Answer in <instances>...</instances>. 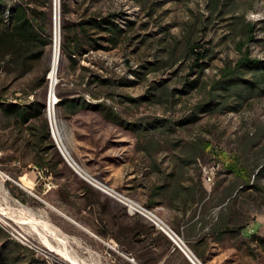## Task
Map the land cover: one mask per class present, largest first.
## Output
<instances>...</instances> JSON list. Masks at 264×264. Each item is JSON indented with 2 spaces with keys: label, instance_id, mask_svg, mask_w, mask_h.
<instances>
[{
  "label": "rangeland",
  "instance_id": "1",
  "mask_svg": "<svg viewBox=\"0 0 264 264\" xmlns=\"http://www.w3.org/2000/svg\"><path fill=\"white\" fill-rule=\"evenodd\" d=\"M58 2L61 59L53 117L57 141L67 155L94 180L148 208L144 197L155 183L174 181L181 174V184L206 187L202 167L219 164L213 184L207 186L210 191L203 207L225 217L232 213L241 217L244 211L252 231L263 236L264 204L257 192L242 187L255 183L256 168L264 164V95L253 96L235 111L201 114L189 124L183 121L203 101L211 84L222 78L226 65H235L244 54L264 60V0H222L221 13L211 17V0ZM18 5L42 27L37 28L41 42L36 46L18 44L14 52L19 55L18 60L14 57L18 64L9 58V50L0 48V208L17 221L33 217L56 227L67 238L69 252L86 264H126L111 240L95 238L68 219L74 218L81 227L84 222L91 224L92 207L87 209L91 201L111 197L77 175L55 146L49 129L52 147L47 160L41 162L34 153L35 130L30 127L40 129L42 120L48 126L54 0H0V21L5 22L7 9ZM112 14L117 15L115 20L122 29L116 46L108 42V35L90 30L96 42L84 46L86 54L76 57L74 65L71 55L61 49L63 25L70 38L79 22ZM243 21L254 25L251 42L232 29ZM189 30L196 36V51L207 50V57L197 67L186 49ZM3 54L7 59H1ZM73 98L103 105L123 126L94 111L72 114L58 106L60 99ZM36 101L45 105L42 120L22 123L4 111L7 104ZM157 119L170 126L152 129L150 125ZM169 174L174 177L167 178ZM126 179L135 181L131 190L124 187ZM263 183V179L258 181L260 186ZM231 189L233 193L227 195ZM27 231L30 236H25ZM0 264L66 263L49 253L29 226L11 227L0 220Z\"/></svg>",
  "mask_w": 264,
  "mask_h": 264
},
{
  "label": "crops",
  "instance_id": "2",
  "mask_svg": "<svg viewBox=\"0 0 264 264\" xmlns=\"http://www.w3.org/2000/svg\"><path fill=\"white\" fill-rule=\"evenodd\" d=\"M34 153L41 162H45L49 155V152L44 155L36 151ZM165 180L151 186L150 195L144 197V202L182 235L191 252L203 264H264V251L250 241L252 234L260 233L252 231L253 225L245 219L244 211L241 217H225V225H222V221L212 222L213 208L203 207V202L207 199L206 192L210 191L203 178L207 187H202L203 189L200 186L172 184ZM133 182V179H126L128 184L124 187L131 190ZM176 189L179 193L172 195V191ZM231 191L233 193L232 189ZM86 194L93 200L89 192ZM91 207L94 215V219H90L91 224L84 222L82 227H78L95 238L98 235L104 241L111 240L124 263L191 264L164 233L144 218L128 215L114 199L100 197L98 201H91L87 209L90 210ZM51 208L63 216L61 212ZM242 209L244 210V206ZM68 219L70 222L74 221V218ZM72 223L78 225L75 221Z\"/></svg>",
  "mask_w": 264,
  "mask_h": 264
},
{
  "label": "trees",
  "instance_id": "3",
  "mask_svg": "<svg viewBox=\"0 0 264 264\" xmlns=\"http://www.w3.org/2000/svg\"><path fill=\"white\" fill-rule=\"evenodd\" d=\"M223 3L222 0H211L210 2V12L212 15L221 13V7ZM6 20L0 21V48L4 47L5 50H9L12 55L11 58L13 63L18 64L14 57L17 59L19 56L16 52V46L21 45H31L36 46L41 42L40 35L37 31L42 29L40 25H37L33 21V17L29 14L28 10L23 5H18L13 9H7ZM65 12V11H64ZM117 15H109L102 18H88L79 22L76 25V30L72 34V37H67L66 28L63 25L62 31L64 33L63 43L61 49L67 51L71 55V61L75 65L78 59L76 57H82L86 54V49L84 46L96 42L93 39V35L90 30L95 31V33H104L109 36L107 39L112 46H116L117 38L122 33V29L116 22ZM237 19L239 17H236ZM235 19V20H237ZM239 20V19H238ZM196 22H199L196 19ZM232 29H237L244 35L247 42L254 40V25L246 22H241L240 26L237 28L232 25ZM186 38V49L187 52L193 56V66H199V61L207 57V50L203 52H198V42L196 36L192 30ZM45 45L42 44L40 47L39 56H43ZM243 45L241 44L242 49ZM2 57V55H1ZM7 54H3L2 60L7 59ZM18 60V59H17ZM203 70V68H201ZM100 83H109V80L98 79ZM187 85V84H186ZM193 86H196L194 84ZM191 86L190 88H194ZM264 95V60L251 59L248 55L244 54L241 59H239L235 65H226L222 78L214 81L209 87V91L204 97L203 101L196 105L193 112L187 119H185L184 124L193 123L197 120L198 115L207 113H225L228 111L238 110L245 102H247L253 96H263ZM234 100L235 104H229V101ZM58 106L64 107V109L70 111L72 114H76L80 111H94L101 115L108 122L115 125L123 126L122 121L118 120L117 116L112 113V111L101 104H88L81 99H60ZM45 105L41 102H31L26 105H13L7 104L4 107V111L9 115L15 117L18 121L22 123H29L33 119L42 120L44 114ZM166 125L170 126L167 121L155 120L151 126L152 129L164 128ZM127 129L131 131L138 130L134 128H129L124 125ZM31 130H35L32 133L35 138L34 146L37 153L44 155L49 152L52 145L50 144V136L48 131L47 123L42 120L41 128L30 127ZM256 174L253 175L255 183L251 185H245L242 188L247 190H254L259 195L260 202L264 204V183L263 185H258L260 179L264 180V164L259 168H256ZM174 177L173 174H169L167 178ZM179 178L181 174L177 175L174 181H170L172 184H180ZM241 188V189H242ZM179 190L176 189L172 191V195H177ZM186 194L189 192L184 191ZM232 191L227 195H231ZM233 215L230 214V216ZM217 221H222V225H225V216L218 214ZM251 243H255V247L261 248L264 251V235L260 236L257 234H252L250 237Z\"/></svg>",
  "mask_w": 264,
  "mask_h": 264
},
{
  "label": "bare ground",
  "instance_id": "4",
  "mask_svg": "<svg viewBox=\"0 0 264 264\" xmlns=\"http://www.w3.org/2000/svg\"><path fill=\"white\" fill-rule=\"evenodd\" d=\"M59 2L58 0H54V14H53V24H54V33H53V52L51 55V62H50V71L48 74V81H49V98H48V107H47V119H48V124L50 123V117L52 118L54 116V107L56 104V97L54 95V90L57 85V75H58V69H59V64H60V50H59ZM54 127H55V139H57V128H56V122L54 119ZM50 136L52 138V130H50ZM59 143V142H58ZM62 155V157L65 159V161L77 172V175L81 176L84 178L86 181L91 183L95 188L101 190V184L100 182L94 180L91 176H89L86 172H84L81 168L78 169V166L68 155L67 153L60 147L57 148ZM71 161V162H70ZM216 170H214V176H215ZM3 180V179H2ZM106 194V192L101 191ZM119 202L126 210L127 214L130 216H140V213L135 212L132 210L131 206H125L124 200H118L116 195H110L106 194ZM122 196H125L127 199H132L124 194ZM133 203H138V208H146L150 212V220L147 219L146 217L144 218L146 221H148L150 224H166L153 210L150 208L142 205L141 203L133 200ZM29 213V212H27ZM19 219V218H18ZM0 220L5 222L9 226H16V225H21L22 226H29L31 231L39 237L40 244L47 249L49 253L55 254L56 256H59L66 264H86L82 262L80 259L76 258L73 256L69 250H68V241L67 238L63 235L60 234L58 229L51 224L42 221V220H37L33 217L30 218H23L20 221H17V219H13L12 216H9L4 210L0 208ZM20 230L23 228H19ZM17 227V230H19ZM16 230V231H17ZM30 231H27L25 233V236H30L31 234L28 233ZM22 233V232H21ZM27 238V237H26ZM51 241H54L57 244V247L54 246ZM174 246L177 249H181V241H174Z\"/></svg>",
  "mask_w": 264,
  "mask_h": 264
},
{
  "label": "built area",
  "instance_id": "5",
  "mask_svg": "<svg viewBox=\"0 0 264 264\" xmlns=\"http://www.w3.org/2000/svg\"><path fill=\"white\" fill-rule=\"evenodd\" d=\"M48 129L52 130V139L55 143V146L59 148V143L57 139H55L54 117L52 118L50 117V123L48 124ZM71 163H75V162H71ZM214 170H219V164H213L211 166H204L201 169L203 181L208 186L212 185L214 182ZM100 184H101L100 191H104L106 192V194L116 195L118 200H124L125 206H131L132 210H134L137 213H140V216L146 217L147 219L150 220V212L146 210V208H138V203H133V199H127L125 198V196H122L121 192L103 183H100ZM217 217H218L217 214L213 211L211 213V221L215 222L217 220ZM151 225L154 226L159 231H161L162 233H164L169 238V240L172 242L173 246H174V241H181V249H177V250L180 251L188 259V261L191 264H203L202 261L199 258H197L193 254V252H191V250L187 246L186 242L184 241L180 233L173 230L168 224L151 223Z\"/></svg>",
  "mask_w": 264,
  "mask_h": 264
},
{
  "label": "water",
  "instance_id": "6",
  "mask_svg": "<svg viewBox=\"0 0 264 264\" xmlns=\"http://www.w3.org/2000/svg\"><path fill=\"white\" fill-rule=\"evenodd\" d=\"M64 216V215H63ZM67 218V217H66ZM72 222H74V221H72ZM77 226H79V225H77Z\"/></svg>",
  "mask_w": 264,
  "mask_h": 264
}]
</instances>
